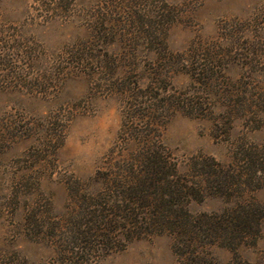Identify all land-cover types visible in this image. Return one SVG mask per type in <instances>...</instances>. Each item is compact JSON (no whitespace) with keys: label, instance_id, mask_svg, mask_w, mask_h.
<instances>
[{"label":"trees","instance_id":"1","mask_svg":"<svg viewBox=\"0 0 264 264\" xmlns=\"http://www.w3.org/2000/svg\"><path fill=\"white\" fill-rule=\"evenodd\" d=\"M141 1L127 0L131 12L122 20L116 18L118 1L110 0L92 25L91 44L120 41L123 57L109 50L88 56L85 44L64 50L52 62L44 44L20 32L21 25L0 28V85L17 84L48 94L65 78V64L73 62L87 69L94 93H114L122 102L117 140L95 172L87 178L68 177V195L77 210L55 212L52 201L38 195L26 210V235L52 245L58 264H98L135 240L162 234L173 238L176 264H218L213 246L231 250L229 264H254L242 257L240 249L255 246L262 236L264 203L255 193L264 186V145L242 137L228 162L204 153L181 162L163 137L178 113L214 119V135L227 140L234 120L245 118L240 102L247 86L243 77L231 78L229 68L264 71V6L249 18L225 20L215 37L196 39L187 49L173 51L166 34L180 8L166 0H146L149 8H141ZM38 2L31 20L66 18L74 10L73 0ZM140 44L155 53L142 71L136 68L138 62L126 57ZM44 61L46 69L33 74L32 68ZM179 74L189 79L180 88L173 81ZM236 90L241 96L234 98ZM218 103L224 110L216 114ZM248 107L252 116L245 118V125L260 128L262 119L256 117L264 112V93L255 92ZM54 134L58 141L61 129ZM24 185L29 194L35 191L34 183ZM211 197L220 198L224 206L191 211L193 202Z\"/></svg>","mask_w":264,"mask_h":264},{"label":"rangeland","instance_id":"2","mask_svg":"<svg viewBox=\"0 0 264 264\" xmlns=\"http://www.w3.org/2000/svg\"><path fill=\"white\" fill-rule=\"evenodd\" d=\"M73 1L74 10L70 16L54 15L47 21H41L29 18L34 12L33 7L38 6V0H0V28L10 24L21 25L20 32L44 44L52 62L58 54H64V50L77 49L85 44L89 48L88 56L109 50L123 57L124 44L120 41L112 45H106L105 41L97 46L91 44L92 25L101 12L108 9L110 0ZM117 1L120 13L116 18L123 20V16L127 17L131 12V6L127 0ZM147 1L142 0L140 7L146 8ZM166 1L180 8L166 34L173 51L187 49L196 39L215 37L219 25L225 20L249 18L264 6V0ZM261 35L264 41V29ZM126 57L131 62H138L136 68L142 71L155 53L148 52L140 44L139 50ZM46 64L44 61L34 66L33 74L42 73ZM65 66V78L48 94L17 84L0 85V264H58L52 245L26 235V210L41 194L52 201L55 212L77 210L68 195L69 175L91 176L118 137L122 122L120 96L107 91L94 93L92 78L84 66L73 62ZM229 74L233 79L244 78L247 93L240 103L243 104L245 118H249L252 116L248 111L252 96L257 91L264 93V71L249 73L239 65H233ZM188 80L183 74L173 78L179 88L184 87ZM240 92L236 90L234 98L241 96ZM214 110L219 114L224 106L218 103ZM245 118L234 120L227 140L214 135V119L178 113L169 120L163 138L181 162L196 153L213 155L228 162L242 137L264 145V112L256 117L263 122L258 129L247 127ZM57 128L62 134L58 141L54 134ZM26 182L34 183L33 193L29 194L24 187ZM255 198L264 203V186L255 193ZM223 206L220 198L211 197L200 203L193 202L190 209L198 213L219 210ZM261 234L255 246L240 249L242 257L254 264H264V221ZM172 244L173 238L168 234L138 239L124 250L106 256L98 264H176ZM211 251L218 264L230 263L233 254L228 248L213 246Z\"/></svg>","mask_w":264,"mask_h":264}]
</instances>
